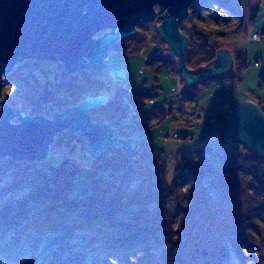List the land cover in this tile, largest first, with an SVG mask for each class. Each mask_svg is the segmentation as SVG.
I'll return each mask as SVG.
<instances>
[{
    "label": "rangeland",
    "instance_id": "1",
    "mask_svg": "<svg viewBox=\"0 0 264 264\" xmlns=\"http://www.w3.org/2000/svg\"><path fill=\"white\" fill-rule=\"evenodd\" d=\"M197 11L191 24L208 43L216 42L218 51L230 52L234 77L209 81L204 92L196 94L199 107L194 103L180 104L184 86L164 60L168 46L157 31L160 22L155 31L149 23L139 22L144 26V30L139 31L143 35L139 50L130 49L131 38H128L122 41L124 46L108 51L106 64L124 68L125 79L118 83L120 79L104 71L98 76L104 89L100 95L106 97L108 103L93 109L91 115H98L108 123L98 124L91 115L90 120L96 125L117 123L110 119L112 110L102 108L116 98L125 99L132 89L145 92L150 98L139 104L138 109L132 107L124 122L118 121V125L131 123L136 127L145 118L133 120L132 117L150 114L154 107L160 110L170 107L172 113L162 119L163 113L156 111L150 125L143 129L115 128L114 134L119 140L137 142L136 153L129 158L125 148L110 147L96 160L86 151V141L79 134L58 135L43 162L57 167L65 161L61 167L64 175L54 179L46 190L39 175H46L48 171L36 165L37 162H19L20 172L0 165V215L7 209L10 218L17 214L25 217V213L29 217L34 189L44 188L45 193L55 196L56 187L66 186L70 201L88 202L89 197L95 195L106 205L111 203V209H121L118 223L127 224L128 233L143 230L152 237L153 243L140 260H132L134 264H145V261L149 264H242L236 257L235 243L239 237L248 239L244 253L254 257L258 264H264V215L260 212L257 185V182L264 184V157L251 155L252 152L238 141L225 144L216 141L221 135V126L234 121L235 111L229 112L234 103H253L264 114V0H228L224 7L200 0ZM183 25V30L179 26V31L188 40V52L201 47L204 40L190 31V24ZM216 33L223 36L217 37ZM187 36H193L196 46L189 43ZM207 50L210 47H201L199 54ZM29 62L20 63L12 72L22 83L4 77L2 100L22 116L54 120L51 111L58 115L63 113L58 111L63 104L62 97L65 103H72L77 97L71 90L61 97L55 88L71 81L84 84L85 79L81 77L85 70L57 79L54 75L63 71V64L35 66ZM202 70L191 69L190 73L197 75ZM40 95L48 102L39 100ZM80 104L71 108H78ZM20 120L15 119L13 123L19 124ZM199 147H211L212 151L220 150L224 154L193 158V152ZM109 149L115 152L110 153ZM141 154L151 155L145 159ZM187 156L194 159L197 173L202 175L172 192V197L165 202L167 190ZM104 168L106 172L100 173ZM75 170L79 174H74ZM15 187L23 190L10 193ZM23 206L26 208L22 209ZM167 216L169 221H166ZM28 217L14 224L19 230L16 236L26 235ZM78 233L70 239L66 230L44 233L34 248L31 247L34 238L39 237L30 233L27 237L32 239L28 244L22 241L16 247L10 246L8 253L0 249V264H29L31 261L33 264H132L123 256L106 253L100 244H89L88 239Z\"/></svg>",
    "mask_w": 264,
    "mask_h": 264
},
{
    "label": "water",
    "instance_id": "2",
    "mask_svg": "<svg viewBox=\"0 0 264 264\" xmlns=\"http://www.w3.org/2000/svg\"><path fill=\"white\" fill-rule=\"evenodd\" d=\"M200 0H0V160L43 162L58 135L75 133L86 141L85 149L93 157L110 147L126 149L133 156L137 142L119 140L116 123L96 125L91 111L108 103L106 97H87L78 108H69L54 120L42 116L25 117L2 100L4 77L17 65L36 63L63 64L68 74L82 70L110 73L121 83L126 71L119 65L108 66V51L119 40L133 35L139 22L150 23L157 14V31L168 46V59L178 66L177 72L187 82L217 77H234L230 52L220 49L217 59L196 76H189L185 64L188 40L179 26L189 9ZM156 9L158 13H156ZM104 33L103 35H100ZM173 55L178 57L175 63ZM181 65V68L179 67ZM209 75L208 77H206ZM234 121L220 129L221 144L238 141L253 156L264 157V114L250 102L234 103ZM20 118L19 124H12ZM138 155V154H137ZM151 154H141L147 159ZM206 255V252L203 253ZM29 264H33L31 261Z\"/></svg>",
    "mask_w": 264,
    "mask_h": 264
},
{
    "label": "trees",
    "instance_id": "3",
    "mask_svg": "<svg viewBox=\"0 0 264 264\" xmlns=\"http://www.w3.org/2000/svg\"><path fill=\"white\" fill-rule=\"evenodd\" d=\"M205 2H213L214 4H217L220 7H224L225 3L228 2V0H203ZM199 2V1H198ZM198 2H196L190 9H189V15L188 17L182 21L180 30H183L184 23L190 24V31H193V33L204 40V43H202L201 47H210V50L203 51L201 54H199L201 51V47L197 46V50H192L188 52L187 59L185 60L186 66L191 69L196 70H202L207 67H209L216 59L218 55V50L216 49V42L208 43L207 38L203 37L201 33L195 30V26L191 24L192 18H194L197 14L198 9ZM183 25V26H182ZM136 31L131 37H125L119 41H117L110 49H113L119 45H123L122 41L128 38H131V48H136L134 50H139L137 47H140L141 43L143 42V35L139 33L140 30H144V26L142 23H138L136 25ZM217 37L223 36V33H216ZM189 39V43L191 45L196 46V41L194 40L193 36H187ZM32 65L35 66H50L49 63H36V62H29ZM151 63L149 62V65ZM62 72L55 73L54 76L57 77V79L66 78L67 71L65 70L64 66L62 67ZM50 76H52V73ZM46 74V75H49ZM104 74V72L100 71H94V70H85L83 74V79H85L84 84H78L77 82H69V83H61L58 84L55 89H58L57 92L60 94V96H64L68 94L71 90V92L76 93L77 97L74 102L72 103H65L63 97L61 100H63V104L60 108H58V111H64L65 109L74 107L79 105L84 98L87 97H94L97 95H100V93L104 90L103 84L99 81L100 75ZM9 79L8 81H19V78L16 74H11L6 77ZM215 79V78H214ZM213 80V79H212ZM100 82V83H99ZM22 83V82H21ZM128 93V92H127ZM72 96V95H71ZM185 94L182 93V100H184ZM42 95L38 97L40 100ZM150 98V96L142 91H134L132 89L131 93L125 98H116L113 101L109 102L108 105L102 108V110H112L111 120H115L117 122L116 124L120 123L121 121L124 122L126 117L128 116L130 109L132 107H136L138 109V105L142 104L146 98ZM189 100H194V96H188ZM44 102H48V100L41 99ZM188 100V99H187ZM64 109V110H63ZM101 110V109H100ZM101 110V111H102ZM156 111H160L163 113V110L158 109L157 107L152 108V112L150 114H138L132 117L133 120H137L138 118H145L141 122V124L138 126H134L131 123H126L124 125L119 124L117 129H122L124 126L131 127L134 130L136 129H143L150 125V121L153 118L152 116L156 115ZM141 112V111H140ZM167 115L171 114V112L167 111ZM43 115L44 112H41ZM166 115V116H167ZM162 119L165 118V115L162 114ZM92 119L96 121L98 124H105L108 120H100V117L97 115L96 117L91 115ZM120 121V122H118ZM108 123V122H107ZM81 139L80 137H78ZM51 148H53L51 146ZM110 153L115 152L114 149H109ZM223 151V148H222ZM220 152V153H219ZM218 153L222 155L224 154V151L221 152L218 151H212L211 147H199L195 152H193V158L197 156H204V155H215L218 156ZM65 163V161H61V164L57 167H50L45 162L41 163H35L36 165H42L48 173L46 175H39L40 179L45 183L44 187L45 190L47 189L48 185L53 184L55 182L54 179H56L58 176L64 175L61 167ZM182 169L175 175L171 182V186L167 190V195L165 197V202L168 201L172 197V192L179 191L184 185L188 184L192 180L198 179L202 174L197 173V169L195 168V161L194 159L187 156L183 162H182ZM0 165H7L9 169H13L15 171L20 172V165L19 162H15L10 159L0 160ZM106 168L102 169L100 173L106 172ZM74 174H79V171H74ZM68 178V176L66 177ZM70 178V177H69ZM68 178V179H69ZM35 183V179L32 180ZM23 182V181H22ZM32 183V184H33ZM260 190L258 193H260L261 197V214L264 215V184H258ZM26 184V183H25ZM18 187V186H17ZM15 187L10 191V193L15 192L18 189L23 190V188H17ZM25 187H27L25 185ZM24 187V188H25ZM65 187L58 186L56 187V194L55 196H52L50 194L45 193L44 188L34 189L32 195L30 196V215L28 217V214L25 217L21 215H16L14 218H10V212L9 210H5L4 214L0 215V244L2 243V247L0 248L3 253L6 252L7 249L11 247H16L20 242L26 241L28 244L30 242V239L32 237L28 238L27 235L31 233V235H36L39 237L34 238V243L32 248L35 247L38 242H40L41 237L44 235V233H56L66 230L67 233V239H70L72 236H74L75 233H78V236L80 234H83L82 238L88 239L89 244H100L103 247V250L106 253H115L116 255L123 256L126 259L130 260L132 264L135 263V261H132L136 258V262L140 260L142 257L141 255L148 250V245L152 242V237H149L146 231L140 230L137 233H128L129 227L125 223H118L119 219L118 216L120 215L121 209L113 210L111 209V203L109 205H106L103 201H101L99 198H97L95 195L89 197L88 202H81L77 203L75 201H70L68 195L66 194L67 191H65ZM145 206V205H144ZM126 207L131 208V205H126ZM26 208V206H23L22 209ZM166 214V212H164ZM19 217V218H18ZM30 218L29 222L27 224L29 227L25 228L26 235L18 234L16 236V226L14 224L21 223L22 221H25L26 218ZM18 219V220H16ZM168 219V216L167 218ZM166 221H169L166 220ZM19 223V224H20ZM20 226V225H19ZM15 227V228H14ZM9 232V233H8ZM8 233V234H7ZM69 235V236H68ZM126 235V236H125ZM247 238L239 237L237 242L235 243L236 247V257L242 264H258V261L254 259L251 255H248L244 253L243 249L245 245H247ZM97 242V243H96ZM5 247V248H4ZM145 264H149V262L145 261Z\"/></svg>",
    "mask_w": 264,
    "mask_h": 264
},
{
    "label": "crops",
    "instance_id": "4",
    "mask_svg": "<svg viewBox=\"0 0 264 264\" xmlns=\"http://www.w3.org/2000/svg\"><path fill=\"white\" fill-rule=\"evenodd\" d=\"M168 52H167V55H166V59H164V60H167L166 62H168V63H166V64H168V65H170V70L171 71H173L174 72V74H175V76L177 77V79H179V81L181 82V85H183L184 87L186 86V84H187V82H186V80L184 79V78H181L180 77V75L178 74V72H177V69H178V66L177 65H175L174 63H173V61L172 60H169L168 59ZM173 58H174V61H175V63L176 64H178V57L176 56V55H173ZM163 64V63H162ZM165 64V63H164ZM179 67H180V69H182L181 68V65L179 64ZM122 69H124V68H122ZM125 70V69H124ZM126 71V70H125ZM191 71L188 69L187 70V73H188V75L189 76H196V75H193V74H191L190 73ZM206 72H204L203 74H205ZM126 74H127V71H126ZM209 75H207L206 77H208ZM209 81H211V79H207V80H204V81H200V82H196V83H194V84H190V85H188L185 89L183 88V90L180 92V93H182L183 92V94H185V96H184V100H181V98H182V95L179 93V95H181V96H179V103L181 104H183L184 102H187V103H194L195 105L197 104V106L199 107V103H197V98H196V94L197 93H199V92H204V90H205V88L206 87H208L209 86ZM190 89V90H189ZM222 94H223V90H219ZM191 95H193L194 96V100H192V101H190L189 100V98H188V96H191ZM188 99V100H187ZM232 107V106H231ZM162 110H163V114H165V117H166V115L168 114L167 113V111H169V112H171L172 113V108H170V107H168L167 108V110L166 109H163V108H161ZM230 111H232V109L231 108H229V112ZM233 111H235V107H233ZM262 111V110H261ZM263 113V112H262ZM233 114H234V112H233ZM168 116V115H167ZM229 123L230 122H228V123H226V124H223V126H221V129H223L224 127H226L227 125H229ZM220 134L222 135V132H220ZM220 146V145H219Z\"/></svg>",
    "mask_w": 264,
    "mask_h": 264
},
{
    "label": "built area",
    "instance_id": "5",
    "mask_svg": "<svg viewBox=\"0 0 264 264\" xmlns=\"http://www.w3.org/2000/svg\"><path fill=\"white\" fill-rule=\"evenodd\" d=\"M156 13H158V10L157 9H156ZM158 17H159V15L157 14L156 18L152 22L149 23L151 30H154L155 31L157 29V25L160 22V20H159ZM135 31H136V29H135ZM135 31L133 32V34L135 33ZM207 116H209V115H207ZM177 158H180V156H177Z\"/></svg>",
    "mask_w": 264,
    "mask_h": 264
},
{
    "label": "bare ground",
    "instance_id": "6",
    "mask_svg": "<svg viewBox=\"0 0 264 264\" xmlns=\"http://www.w3.org/2000/svg\"><path fill=\"white\" fill-rule=\"evenodd\" d=\"M5 77H6V76H5ZM20 121H21V120H20ZM11 123L14 124L13 122H11ZM63 135H65V134H63ZM55 139H56V138H55ZM55 139H54V140H55ZM49 149H50V148H49ZM17 229H18V228H17ZM17 229H16V230H17ZM20 229H21V228H20ZM18 231H19V230H18Z\"/></svg>",
    "mask_w": 264,
    "mask_h": 264
}]
</instances>
